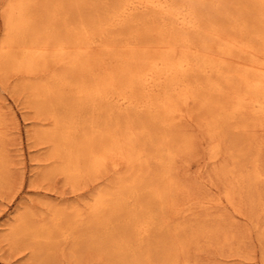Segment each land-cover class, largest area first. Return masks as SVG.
Instances as JSON below:
<instances>
[{"label": "rangeland", "instance_id": "374dc122", "mask_svg": "<svg viewBox=\"0 0 264 264\" xmlns=\"http://www.w3.org/2000/svg\"><path fill=\"white\" fill-rule=\"evenodd\" d=\"M127 1L0 0V45L13 34L5 23L10 3H21L26 9L25 36L18 34L20 42L14 51L33 39L41 42L50 35L52 41L66 38L81 23L96 33L98 27H104L107 38L123 42L139 33L157 35L161 20L144 12L123 24L106 25ZM174 3L201 17L206 29L189 33L201 51L207 48L212 55L219 53L225 39L239 34L237 25L244 27L246 41L264 48L262 33L257 34L262 29L261 0ZM213 26L223 40L212 36ZM94 52L92 57L101 54ZM104 56L107 63L117 64L111 55ZM216 60L204 63L197 58L186 76L187 82L199 89V97L211 104L200 107L192 102L185 108L187 118L176 119L171 127L154 120L145 108L110 109V104L96 106L71 93L50 98V112L40 113L33 86L48 75L43 70L29 74L11 64L3 68L0 62V264H264V119L230 110L228 96L244 87L242 67L220 63L219 55ZM61 66L51 62L48 67L67 74L73 83L85 75L91 81L105 69L93 66L82 74L77 68ZM206 68L210 70L206 72ZM211 84L219 89L212 90ZM129 123L138 127L135 144L142 149L139 192L129 193L122 206L111 204L94 211L93 198L116 173L83 174L73 180L59 169L64 159L52 154L53 144L44 137L53 134L61 142L68 139L69 146L77 150L93 130L122 131ZM213 128L216 134L211 136ZM169 131L175 141L164 147L178 149L170 163L176 184L167 196L171 203L164 204L154 198L153 191L164 183L159 176L164 161L159 156L162 137ZM22 218L35 227V235H23L26 223H20ZM174 258L178 260L172 262Z\"/></svg>", "mask_w": 264, "mask_h": 264}, {"label": "bare ground", "instance_id": "6f19581e", "mask_svg": "<svg viewBox=\"0 0 264 264\" xmlns=\"http://www.w3.org/2000/svg\"><path fill=\"white\" fill-rule=\"evenodd\" d=\"M174 2L175 0H128L106 21L108 26L123 24L138 12H144L161 20L162 26H160L157 35H140L139 33L135 37L128 36L123 42L107 38L104 27H98L99 32L96 33V31H91L86 24L81 23L66 38L52 41L50 40V35L47 40L41 42L33 39L27 44H23L25 48H16V51L13 48L19 45L16 44L20 42L18 34L21 32L23 38L25 36L24 16L26 9L21 3H10L5 12V23L9 34L11 31L13 34L9 40L4 41L0 45V62L3 68L11 64L10 66L14 69H22L29 74L43 70V73L48 75L46 76L47 79L35 81L33 86L34 94L39 101L38 109L40 113L50 112L53 106L50 104V98L59 99L71 93L76 97L78 96V98L85 99L86 102L92 101L96 106L102 103L110 104V109L118 107L120 110L126 111L130 108H145L149 110L154 120L163 123L164 126L170 125L171 127L176 119L183 121L187 118L185 108L189 107L192 102H198L200 107L211 104L210 100L205 101L199 97V89H194V86L187 82L186 76L196 66L195 61L197 58H202L204 63H214L217 55H219L220 63H235L242 67L241 76L244 79V87L242 90H235L234 92L229 89L233 92L232 94L230 93L227 100V104H230V110L233 113L250 112L259 119H264V48H256L255 45L246 41L243 33L244 27L240 28L237 25L234 27L239 30V34L225 39L219 45V53L212 55V52L207 50V48L205 51H201L192 41L189 34L196 31L201 33L206 29L200 20L201 17L198 18L189 8L175 7ZM261 3L263 6L261 12L263 15L261 21L262 29H258L257 34L260 35L262 33L260 38L264 40V0H261ZM78 11L80 10L78 9ZM211 33L212 36L223 40L221 32L216 27L213 26ZM94 51L103 54L92 57L95 53ZM105 54L111 55L117 64L112 66L111 63H107L106 58H104ZM88 56H91L90 59ZM51 62H58L62 66H68L70 70L77 68L82 71V74H84L83 72L86 69L91 67L93 69V66H104L105 69L101 76L99 75L91 81L86 80L85 75V77L79 78L78 82L73 83V81L68 79L67 74H57L52 71L48 67ZM209 70L206 68V72ZM52 80L54 81L53 84ZM211 85L212 90L219 89V87L215 88L213 84ZM2 123L3 111L0 107V126ZM221 125L223 126V124ZM137 129L138 127L135 124L129 123L122 131L107 130L105 132L93 130L92 133L87 134L85 140L82 141V145L80 144L81 146L79 145L80 148H77V150L69 146L68 139L61 142L53 134H48L44 139L53 144L52 154L60 155L64 159L63 165L59 169L73 180L83 177V174L97 175L101 173L104 176L103 173L111 170L116 173L115 179L104 188H101L93 198V210L99 211L109 205L111 206V204L114 207L123 204L129 193L136 195L139 192L138 184L142 178L143 159L142 149H138L135 144L136 136L139 134ZM170 133L171 131L168 134L164 133L162 137L163 145L159 156V159L164 161V163L162 162L164 170L159 174L160 179L164 183L157 184L153 191L154 198L161 200L164 204L171 203L167 200V196L175 188L176 184L170 174V163H172L171 160L178 149L171 146L169 148L164 147L165 144L171 145L175 141L173 134L171 135ZM210 134L211 136L216 134L214 128L210 130ZM69 136L70 133L66 131V138H69ZM181 138L176 141V144H178L177 142L180 143ZM234 141H237V138ZM110 201L114 202L110 203ZM22 222L26 223L23 227V235L32 234L35 231V227L28 224L25 218L21 219L20 223ZM18 224L15 225L17 226ZM177 260L178 258H174L171 261L175 262Z\"/></svg>", "mask_w": 264, "mask_h": 264}]
</instances>
